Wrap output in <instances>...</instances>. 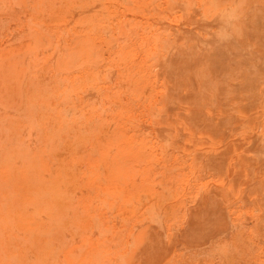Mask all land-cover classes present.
I'll list each match as a JSON object with an SVG mask.
<instances>
[{
  "label": "bare ground",
  "instance_id": "bare-ground-1",
  "mask_svg": "<svg viewBox=\"0 0 264 264\" xmlns=\"http://www.w3.org/2000/svg\"><path fill=\"white\" fill-rule=\"evenodd\" d=\"M40 1L0 0V18L11 5L35 11L25 44L0 39V129L21 123L38 140L29 185L15 172L16 185L64 204L66 220L44 232V264H109L98 258L102 242L82 233L129 225L139 231L133 243L126 236L135 254L111 264H165L171 245L180 264H203L191 251L214 227L227 264H264V211L232 208L260 193L253 170L264 158V101L249 87L264 77V0H56L52 22H42ZM11 18L26 35V18ZM39 47L42 63L61 73L56 104L29 95ZM230 88L241 95L226 103ZM230 168L228 188L204 182ZM11 180L1 169L0 181ZM60 226L71 233L58 239Z\"/></svg>",
  "mask_w": 264,
  "mask_h": 264
},
{
  "label": "rangeland",
  "instance_id": "rangeland-1",
  "mask_svg": "<svg viewBox=\"0 0 264 264\" xmlns=\"http://www.w3.org/2000/svg\"><path fill=\"white\" fill-rule=\"evenodd\" d=\"M16 1V0H14ZM56 0H43L40 1L42 4L43 10L46 12V16L42 19V22H52L56 17L50 12L58 10V6L53 3ZM65 1V0H64ZM28 11H32L27 13ZM34 11L33 7H24L18 5H11L3 9V26L0 27V39L5 40L9 39L14 46H20L25 44L24 41L26 38H32L35 32L34 28L29 27L32 23H29L30 20L27 15L32 14ZM12 15L17 17H25L27 21V31L26 35L18 33V28L11 29L13 23H17L18 18L12 19ZM25 27V26H24ZM128 28V26H127ZM44 31H49L45 30ZM9 32V33H7ZM48 37V36H47ZM49 40H52L48 37ZM53 42V40H52ZM53 44V43H52ZM37 50L35 53L34 59V73L33 78L30 82L29 91L30 97L46 103H58L57 92L60 86V71L49 62L48 66L42 63L44 50L42 47ZM250 95L255 94V98H260L264 101V77L260 78L254 87H249ZM241 95L240 90L232 89L225 91L223 93V98L226 103H231L233 100L239 98ZM52 104V105H53ZM21 122L26 123L24 119ZM8 120L3 121L4 127L0 129V170L8 168L12 173V180L8 182H1L2 190L5 195H0V264H44V256L42 254L43 248L49 247L51 242L49 241L50 237H45L44 232H46L47 227L62 224L66 217L63 218L62 215H58L59 212L62 213L64 208L59 201L60 199L56 197L51 192H34L31 194L28 189L19 187L16 185L15 172H20L21 176L25 178L23 183L18 185H29L27 173L29 172L28 163L32 159L31 148H36L38 146V140L35 138L37 134L32 133L34 138L37 140L33 142L28 138L29 133L24 131V128L18 124L12 125L8 124ZM40 124L43 126L42 121ZM264 163V158L260 160ZM262 163V164H263ZM262 164L255 165L253 170V177L258 181V189L260 193L256 195V201H232L236 203L232 208L242 207L245 210H250L255 204L261 206L264 211V167ZM204 182L207 183V186L210 189L216 188L218 185L223 184L228 188L234 178L236 172L234 169L230 168L226 173H218L216 171L212 173H206ZM241 181L244 183L245 178L242 174L239 173ZM62 200H70L71 209L75 208L78 205V201H73L69 198L66 192L59 193ZM72 200V201H71ZM66 210V208H65ZM232 210V209H231ZM89 218V217H88ZM90 219V218H89ZM80 223V219H77ZM136 220H133L135 222ZM83 223V222H82ZM216 224V223H214ZM46 225V227L44 226ZM113 226V225H108ZM214 227V226H213ZM113 229L109 232H104L101 229H98L96 226L94 229H87L83 232V235H87V232H90V238L93 243L101 241L102 244L99 246L98 258L100 263H109L108 257H115L120 254V252L128 251L127 256L135 254L134 246L131 244H126V236L131 237V243H133V238L137 233H139V226L134 227V231H138L135 234L131 233V226L129 225L126 228V231L122 229L121 226L112 227ZM58 235L56 238H60V235L68 236L71 231L69 226H60L57 229ZM206 244H201L199 247H195L191 252H195L198 258H202L203 264H227L229 256L227 252L224 251V246L222 244V235L223 232L221 228L214 227ZM123 235V236H121ZM166 241H172L168 235L165 238ZM178 242V241H176ZM182 245V244H181ZM98 246V244H97ZM100 250H103L102 254ZM173 247L170 246L169 252L166 253L163 258L166 256L165 264H168V259H172L170 264H180L179 259L181 256H176L175 253L171 255ZM111 252V253H109ZM115 252V253H113ZM76 254L80 255L82 250L77 249Z\"/></svg>",
  "mask_w": 264,
  "mask_h": 264
}]
</instances>
